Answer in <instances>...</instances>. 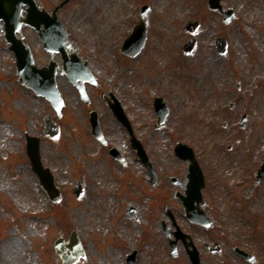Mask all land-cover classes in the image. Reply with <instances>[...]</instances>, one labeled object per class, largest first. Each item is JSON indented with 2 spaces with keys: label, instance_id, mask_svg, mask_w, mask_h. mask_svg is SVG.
<instances>
[{
  "label": "rangeland",
  "instance_id": "obj_1",
  "mask_svg": "<svg viewBox=\"0 0 264 264\" xmlns=\"http://www.w3.org/2000/svg\"><path fill=\"white\" fill-rule=\"evenodd\" d=\"M72 2L71 6L63 9L62 20L80 44L83 58L89 59L93 69L102 74L108 85L114 83L111 70L118 36L119 40L125 39L136 21H141L142 5L151 6L145 52L142 54L143 50L137 58L131 59L134 62L126 61L118 51L115 54L124 67H131L118 66L121 74V91L118 94L135 122L139 137L145 138L147 146L157 156L159 166L168 175L167 183L174 191L179 187L172 185L169 177L173 174L181 180L186 177L185 165L172 156L174 138L177 136V141L190 143L197 150L207 145L212 151L221 141L230 142L225 140V135L222 136L230 129H221L219 136L213 128L217 130V125L220 127L221 124L218 121H222L219 100L226 99L228 108V101L234 99L226 97L227 90L233 85L241 83L244 91L253 93L252 100L247 96L238 107L241 112L247 107L251 116L242 137L262 136L264 82L260 88L256 83L264 78V0H222L226 8L232 7L237 13L229 24L223 22L220 14L205 6L207 0ZM191 19L200 22L193 33L183 28L184 23ZM219 36L228 39L234 56L218 54L214 42ZM190 37L197 39V46L191 54L185 55L181 47ZM251 37L260 39L259 45L253 43ZM31 41L39 54L38 41ZM11 57L4 33L0 30V264H61L53 250L54 241L60 233L69 239V232L75 230L84 240L81 239L83 246L87 244L88 264H109L107 255L112 253L117 264L120 250L116 251L115 247L119 243L118 236L130 228L121 198L126 199L129 205L140 204L145 211L144 203L139 202L134 179L129 177L128 171L121 172L99 144L100 150H97L85 118L81 117L79 99L71 92L66 94L71 110L65 111L59 135L46 137L42 131L44 117L48 114L55 117V113L46 100L28 95L18 80L15 59ZM226 58L228 63L233 62L230 68L226 67ZM156 94L169 101L170 112L161 129H155L152 121L155 114L150 106L153 104L152 96ZM110 121L109 117L104 122L109 140L129 153V137L118 123ZM201 131L207 134V140L199 141ZM30 134L42 139L43 162L52 169L64 194L60 204L49 201L32 171L24 139ZM104 159L109 162V168ZM134 165L138 166L135 162ZM134 168L144 178L140 167ZM108 169L114 181L122 183L114 196L115 205H121V208L110 206L113 201L109 192L111 180ZM78 180H84L86 187L80 198H76L72 191ZM143 187L141 185L140 194L153 208V193ZM244 194L247 200L242 198ZM240 195L244 214L255 218L258 227L264 229V200H253L250 185ZM238 197L239 190L234 189L232 199ZM164 200L158 198V207L162 208ZM238 205V199L231 207L219 202L215 204L221 211L220 218L225 226L236 234L249 228L245 220L241 223L236 218ZM254 212L258 215L255 216ZM230 213L234 214L233 217ZM246 237L255 242L254 236ZM259 261V264H264V254Z\"/></svg>",
  "mask_w": 264,
  "mask_h": 264
},
{
  "label": "flooded vegetation",
  "instance_id": "obj_2",
  "mask_svg": "<svg viewBox=\"0 0 264 264\" xmlns=\"http://www.w3.org/2000/svg\"><path fill=\"white\" fill-rule=\"evenodd\" d=\"M35 1L39 8L44 9L49 14H53L59 4L58 2H61L62 0ZM18 6L23 17H27L29 15L28 10L31 6L23 4ZM59 12L58 16L62 20V12ZM42 28H44V26ZM23 39L27 43L32 42L31 40L34 39L38 41L41 52L39 54L37 53V55L36 52H34L35 50L32 44L36 64L38 67L47 66L50 62L51 56L45 51L37 31L30 27H24ZM71 40L72 50L67 52L68 59L71 58V53L73 51L82 54L80 44L74 40L73 37H71ZM54 60L57 64L58 71L57 85L62 94L66 95L67 92H71V95L78 94L76 85L71 82L70 78L65 73L61 72L65 60L63 53H56L54 55ZM94 75L97 79V84H86L90 96V99L87 101V105L89 106L88 113L92 110L97 111L100 123L104 128L103 131L105 130L107 133L104 122L109 117L115 119L110 108L111 105L115 104V99H117L125 108L124 100H122L117 94L121 91L119 90L121 75L112 79L114 80L113 85L106 84L100 72L95 70ZM232 95H235V100L230 103L228 109H225L223 104L225 100H219V116L222 114H225L226 116V120H224L221 125L223 129H230L228 133H225L222 136L225 135V140L228 139L231 141L227 143H224V140L221 141L218 147L212 151H207L204 147H201L199 150L195 149L198 163L201 166L206 179V187L204 190L205 203L201 208L207 212L208 216L211 218V227L206 228L191 223L186 218L183 201L176 197L177 191L184 192L186 177L181 181L182 184L177 186L180 188L174 191L169 187V182L167 183L168 175L166 176L164 170L159 166L157 156L150 148H148V155L157 170L156 184L151 183L149 176L146 173L145 181H143L141 177H138L136 169L134 168V166L136 168L138 166L134 165V163H130L131 160H128L127 164L122 165L124 171L128 168L129 172H133V174L129 173V177L134 179V186H137L139 202L144 203L143 206L145 211L142 210L140 204L129 205L126 215L129 220L133 221V223L130 228L124 230V233H121L118 236L119 243L115 247L116 251L120 250L117 264H195L196 262H201V264L260 263L259 257L261 258V255L264 254V244L263 242L260 244V240H262V238L264 239V232L258 234L261 238L254 237L255 242H252L251 239L246 237V235L254 236L253 229L251 228H246L243 231L239 230V233L236 234L228 227L220 228L216 226V214L218 213L214 208L213 203L217 202L219 199H232V192L235 184L247 183L253 186L256 197L264 199V175L259 180L257 177L258 170L264 164V116L262 119V136L252 138L248 135L246 138H243V131H245L248 124H250L251 116L248 111L243 113L240 111L237 112L236 110V108L240 107L241 101L246 98L245 94L237 95L236 93H232ZM228 96L229 93L227 94V97ZM237 114L241 115L240 118H242L244 114H247V121L244 126H241L240 124L237 126ZM213 130H215L216 135L220 134L219 136H221L220 129L216 130L213 128ZM200 145L202 144L200 143ZM172 156L175 157L174 155ZM135 160L136 163L142 166L140 160L136 156ZM176 160L182 165H185L187 176L191 161H180L177 158ZM169 178L172 183V177ZM141 185L144 186L143 189H149L153 193L151 197L154 206L153 208L149 207L147 200L142 198L140 194ZM157 188L166 194L154 195ZM158 198L161 200L166 198L164 200L165 204L162 208L158 207L156 204ZM229 215L233 217V213ZM140 219L141 221H145L144 225L137 224ZM173 244L176 246L175 251L173 250ZM238 248L247 253L254 254L256 258L249 261L238 251ZM84 257L80 258L75 264H87ZM107 257V263L116 264L113 259V253L111 256L107 255Z\"/></svg>",
  "mask_w": 264,
  "mask_h": 264
},
{
  "label": "water",
  "instance_id": "obj_3",
  "mask_svg": "<svg viewBox=\"0 0 264 264\" xmlns=\"http://www.w3.org/2000/svg\"><path fill=\"white\" fill-rule=\"evenodd\" d=\"M30 0L26 1L29 2ZM209 4L212 9H218L222 13H224L223 8L220 6V0H210ZM233 12L230 10L229 12L225 13L226 16V21L231 20L233 17ZM16 16L15 12L13 11H4L2 8H0V23L1 19H4L6 28V39L11 41L14 45V50L17 55V64H18V72L21 76V80L24 82V78L22 77L24 75V69L26 65V59L30 61L32 64V58L25 52L24 54V49L22 46L21 40H18L15 38V31L19 28V23L16 22ZM18 21L19 18H18ZM22 22V21H20ZM198 26V23H190L187 25V28L193 30ZM62 44L64 43V37L65 35L62 34ZM194 43L193 42H188L185 50L190 51L193 49ZM25 55V56H24ZM26 58V59H25ZM42 74L46 73V71H40ZM52 84H47L45 87H35L37 88V92L39 94L45 95L48 99H50L53 103V105L56 107V109L59 111L62 107V103L59 98V93L54 88V85L51 86ZM96 134L98 135L99 133V127L96 125ZM46 133L51 134V135H56L57 134V127L56 124L49 118L47 117L46 119ZM99 136V135H98ZM38 140L35 141V145L29 150L33 164H34V169L41 175L42 181L45 184L47 190L50 193V196L56 200L60 201V194L58 189L54 186V179L52 175L50 174L49 170H44L41 161H40V155H39V146H38ZM137 142V141H136ZM135 142V146H137ZM138 143V142H137ZM142 149V148H141ZM200 186L194 185L191 188V194L196 195L197 191L199 190ZM81 187L80 184H78V188L75 190V193L77 195L80 194ZM76 238V237H75ZM56 249L61 258L64 261V264H73L75 260L78 258V256L82 253V249L79 243L78 238L74 239V241H71L70 244H65L63 240H59L56 243ZM72 251H69V250Z\"/></svg>",
  "mask_w": 264,
  "mask_h": 264
},
{
  "label": "bare ground",
  "instance_id": "obj_4",
  "mask_svg": "<svg viewBox=\"0 0 264 264\" xmlns=\"http://www.w3.org/2000/svg\"><path fill=\"white\" fill-rule=\"evenodd\" d=\"M17 102V100L15 101V103Z\"/></svg>",
  "mask_w": 264,
  "mask_h": 264
}]
</instances>
